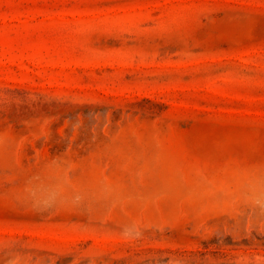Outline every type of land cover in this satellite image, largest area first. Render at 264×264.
<instances>
[{
    "label": "rangeland",
    "instance_id": "rangeland-1",
    "mask_svg": "<svg viewBox=\"0 0 264 264\" xmlns=\"http://www.w3.org/2000/svg\"><path fill=\"white\" fill-rule=\"evenodd\" d=\"M0 264H264V0H0Z\"/></svg>",
    "mask_w": 264,
    "mask_h": 264
}]
</instances>
